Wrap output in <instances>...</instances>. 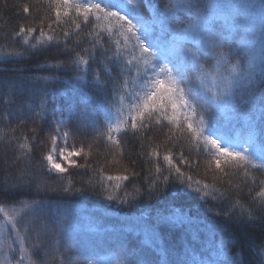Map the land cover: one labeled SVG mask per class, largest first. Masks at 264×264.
<instances>
[{
  "label": "snow or ice",
  "instance_id": "obj_1",
  "mask_svg": "<svg viewBox=\"0 0 264 264\" xmlns=\"http://www.w3.org/2000/svg\"><path fill=\"white\" fill-rule=\"evenodd\" d=\"M45 4L54 12L48 24L53 34L45 31L46 17L41 18L38 25L21 27L17 33L31 35L39 28V48L30 44L23 52L0 54L35 55L32 49L43 54L54 47L64 57L46 66L63 70V75L53 71L36 79L41 95L26 113L34 124L51 122L48 139L52 147L41 154L37 165L27 135L6 139L16 129L0 130V141H15L21 149L4 160L5 171L15 168L16 175L0 180V193L74 195L84 189L63 185L59 178L68 168L57 159L87 168V162L77 165L70 158L89 153L75 144L71 151L58 149V141L67 146L74 135L90 129L97 139H105L122 152L117 138L121 132L142 134L151 130L150 125H159L166 128L165 144L184 139L195 148L196 156L203 149L208 157L206 171L226 182L230 186L226 191H242L241 185L249 181L258 184L253 197L257 208H247L239 199L230 201L227 208L213 203L223 201L225 192L215 182L194 180L182 171L170 148L162 157L167 165L164 175L156 147L149 153L154 171L150 170L151 178L144 177L147 188L143 193L139 188L134 191L137 197L146 194L161 206L154 215L141 216L127 227L129 238L119 242L123 259L99 257L89 246L95 244L92 237L99 233V225L87 218L80 220L74 201L61 196L55 201H17L19 208L0 203V264H49L55 258L60 264H243L242 251L229 252L232 237L224 224L230 221L217 222L216 218L221 215L219 208L230 220L243 224L257 216L264 219V179L257 181L252 172L264 174V0H45ZM53 24L61 29L63 43ZM68 25L74 29L68 30ZM84 43L87 47H82ZM49 84L62 88L50 90ZM125 94L132 100L126 115ZM116 102L121 107L113 111ZM5 103H16L14 90ZM24 116L21 112L18 117L21 124ZM30 130L37 132L36 127ZM179 159L188 167L196 163L183 149ZM113 163H117L115 157ZM53 174L56 180L49 183ZM99 174L109 182L105 192L120 190L129 179L125 174L107 175L103 169ZM170 184L175 187L169 188ZM129 195L124 192V197ZM185 195L202 202L196 205V213L183 203ZM106 198L129 203L111 193ZM201 207L214 214L211 221L201 218ZM170 236L182 238L181 242H170ZM48 241L51 248L46 246ZM40 251L43 261L33 258ZM256 255V264H264V247Z\"/></svg>",
  "mask_w": 264,
  "mask_h": 264
},
{
  "label": "trees",
  "instance_id": "obj_2",
  "mask_svg": "<svg viewBox=\"0 0 264 264\" xmlns=\"http://www.w3.org/2000/svg\"><path fill=\"white\" fill-rule=\"evenodd\" d=\"M25 7L28 8L27 12L24 11ZM41 18H45V31L48 34H53L48 28V24L54 19V12L47 8L45 0H0V53H7L13 50L23 52L29 48L30 44H36L37 48H39V28L37 33L31 35H17V33L21 27L27 28L38 25ZM66 27L68 30L74 29L73 25ZM52 28H55L56 37L63 43L61 29L55 24L52 25ZM105 39L107 40V37ZM25 41H28V43H25ZM82 47H87V44H82ZM31 51L36 54L24 56H5L0 54V130L8 128L16 129L14 134L8 132L6 139L12 135L16 137L27 135L29 137L28 143L32 146V155L35 158V163L38 165L41 154H46L52 147L48 139L52 124L45 121H36L34 124L33 120L26 113L29 106H35L33 102L38 100V97L41 95L40 86L35 82L36 79L41 76L51 75L53 71L63 75V70H48L46 66L57 63L63 60L64 57L59 56L54 47H51L43 54L38 53L37 49H32ZM87 78L91 79L90 76ZM48 87L50 90L62 88L58 84H49ZM13 90L16 96V103L6 104L5 101ZM136 91H139V89L137 88ZM131 103L132 100L125 94L123 101L125 115L127 114V107ZM115 107H121V104L116 102L113 111ZM21 112L25 113V122L23 124L20 123L18 118ZM128 123H131V121L129 120ZM32 127L37 128L35 134L30 130ZM150 128V131H145L142 134L134 133L130 130L126 133L121 132L117 138L121 139L122 152L105 139H97L95 133L90 129L78 133L69 140L67 149L71 151L72 144H75L77 148L83 146L85 153L89 154L85 156L84 153H81L80 156L74 157L73 160L76 161L77 165L87 162L90 167L65 166L68 168V171L60 176L59 179L63 181V185L73 189H84L83 191L75 192L74 195L47 192L40 193L38 196L35 193L30 194L28 191H13L10 193H0V203L5 204L7 207L13 205L20 206L16 203L17 201L31 200L33 198L55 201L61 196H68L74 201L79 217L83 214L89 215L93 220L102 221L111 230L117 228L118 224H121L120 228L128 227L141 216L154 215L155 210L161 206L156 200H149L146 194L143 197H137L134 191V188H139L143 193L147 188V180L144 177L149 176L150 170L154 171V161L150 158L149 153L152 148L158 147L160 152L159 163L161 169L164 170V175H167V165L162 157L165 154L166 148H170L173 153V161L181 167L182 171L187 172L194 180H201L210 185L215 182L216 187L225 192V199L223 201L213 203L222 204L223 208H227L230 206V201L239 199L245 207L253 210L257 208L253 197L259 191L258 184L254 185L249 181L248 184L241 185L242 191H237L234 188L226 191L230 186L224 181L215 179L212 171H206L208 157L204 155L203 149H201V155L196 156L195 148L184 139L176 142L175 145H173L172 141H168L165 144L166 128L161 129L159 125H150ZM148 137H151V140ZM60 143L61 141L57 142V144ZM89 145H91V148H89ZM181 149H183L184 155L190 161H196L192 167H188L179 159ZM19 151L21 149L16 146L15 141L11 144L6 143V140L0 141V180L5 177H9L10 179L15 177L16 169L11 168L5 171L4 160L12 159ZM114 157L117 163H113ZM100 169H103V172L107 175H128L129 179L122 182L120 190L112 191L109 188L108 192H105L103 188L109 182L103 181L102 176L99 174ZM133 172L138 173V175L133 176ZM252 172L257 181L264 179V174H261L259 171L254 169ZM149 178L151 177L149 176ZM172 179H174V176ZM54 180H56L55 174L48 178L49 183H52ZM173 187L175 186L169 185V188ZM125 191L130 194L128 197H124ZM165 191L167 192L168 190L165 189ZM109 193L114 197L126 198L129 203L121 204L119 199L109 201L106 198ZM168 194L169 196L171 195L170 192ZM183 203L192 209V213L197 212V204H202V202L194 201L187 195L184 196ZM217 210L221 211L220 217L216 218L217 222L230 221L224 224L226 231L232 237V245L229 246V252L242 251L243 264H256L259 259L256 255L257 249L264 247V219L257 216L253 222L243 224L236 222L234 219L230 220L223 210L219 208ZM199 212L201 218L208 221H211L214 215L213 213H206L205 207H201ZM236 215H239V207L236 209ZM33 237L35 239V234H33ZM181 239L169 237L172 243H180ZM112 253L108 252L107 254ZM87 254L85 252V255ZM37 257L43 261L45 258L43 251H40ZM49 264H60V261L58 258L50 259Z\"/></svg>",
  "mask_w": 264,
  "mask_h": 264
},
{
  "label": "rangeland",
  "instance_id": "obj_3",
  "mask_svg": "<svg viewBox=\"0 0 264 264\" xmlns=\"http://www.w3.org/2000/svg\"><path fill=\"white\" fill-rule=\"evenodd\" d=\"M67 146L63 145L62 142L60 144H57V148H64ZM70 151L69 149H67ZM75 157V156H74ZM74 157H71L70 159H73ZM57 162L62 163L63 166H69L67 162H63L60 159H57ZM20 206H17L19 208ZM87 218V220H91L95 224L99 225L100 231L98 234L92 237V239L95 241V244H90V247H94L95 251L98 253L99 257H105V256H110L111 259L116 260V259H123V256L120 254V248H119V242L121 240H124L126 238H129V233L126 231L127 227H121V224H118L119 226H116L117 228H114L113 230L107 228L102 221H98L97 219H92L89 215H81L80 220H84ZM2 218H0V222ZM80 221H77L79 223ZM79 238V237H77ZM131 239H135V235L132 234ZM32 239L34 240V237L32 235ZM50 247L51 248V242L49 241ZM108 252H113L112 254H107ZM39 253V252H38ZM34 255V259L37 261H41L38 259L37 254ZM102 254V255H101ZM44 255V253H43ZM45 259V258H44ZM0 260H3L2 256H0ZM27 264V262H26Z\"/></svg>",
  "mask_w": 264,
  "mask_h": 264
},
{
  "label": "bare ground",
  "instance_id": "obj_4",
  "mask_svg": "<svg viewBox=\"0 0 264 264\" xmlns=\"http://www.w3.org/2000/svg\"><path fill=\"white\" fill-rule=\"evenodd\" d=\"M13 206H15V205H13ZM10 207H12V206H10ZM15 207H17V206H15ZM46 246H47V247H50L49 242L46 244Z\"/></svg>",
  "mask_w": 264,
  "mask_h": 264
}]
</instances>
